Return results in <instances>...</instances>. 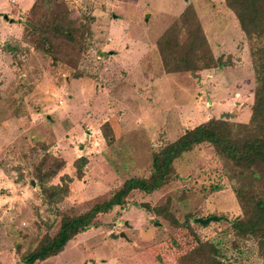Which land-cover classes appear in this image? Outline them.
<instances>
[{
  "label": "rangeland",
  "instance_id": "obj_1",
  "mask_svg": "<svg viewBox=\"0 0 264 264\" xmlns=\"http://www.w3.org/2000/svg\"><path fill=\"white\" fill-rule=\"evenodd\" d=\"M187 5L224 66L164 75L155 43ZM64 10L78 27L73 41L53 31ZM0 14V264H23L45 234L57 232L60 215L86 212L129 178H147L153 153L184 128L207 118L249 119V46L223 0H0ZM80 157L88 160L81 179ZM173 166L163 188L132 192L125 207L99 215L98 227L36 264H179L195 246L190 231L142 207L167 202L179 224L190 215L218 218L190 227L221 243L220 264H264L256 240L233 249L224 234L219 218L241 214V182L213 149L201 145ZM256 173L264 182V169ZM64 184L63 200L49 204L41 186ZM120 233L126 239L112 237Z\"/></svg>",
  "mask_w": 264,
  "mask_h": 264
},
{
  "label": "trees",
  "instance_id": "obj_2",
  "mask_svg": "<svg viewBox=\"0 0 264 264\" xmlns=\"http://www.w3.org/2000/svg\"><path fill=\"white\" fill-rule=\"evenodd\" d=\"M225 6L235 17L237 24L247 40L253 67L254 92L247 122L237 123L223 118H211L190 130H186L175 141L168 143L153 153L151 172L147 178L132 177L126 180L113 195L101 203L94 204L81 214L60 215L57 232L45 234L37 245L25 256L23 264H36L63 252L66 245L77 235L90 228L99 226L97 218L112 212L115 208L125 207L134 191L152 194L163 188L176 175L174 162L185 153L201 145L210 146L215 155L229 167L232 177L240 179L236 197L241 214L233 220L219 218L227 224L224 234L231 235L230 247L236 249L240 242L254 239L260 255L264 252V182L257 175V169H264V0H223ZM195 10L187 5L178 20L171 24L156 40V49L165 74H185L203 70H213L224 66L220 59H214L203 28L196 17ZM80 26V25H79ZM83 26V25H82ZM74 20L67 10L62 12L60 23L53 31L67 41H73L76 32ZM185 39L181 41V35ZM108 124H103V128ZM111 139H108L110 143ZM85 157L74 162L76 176L81 179ZM51 170L46 177L54 175ZM42 176H38L42 180ZM64 178H67L65 176ZM41 192L49 204L61 202L68 192L67 185L41 186ZM175 228L189 230L195 243L193 249L178 258L179 264H220L221 243L204 241L196 235L190 222L202 228L207 225L195 223L197 217L187 216L183 223L169 211V202L150 208ZM205 219V218H202Z\"/></svg>",
  "mask_w": 264,
  "mask_h": 264
},
{
  "label": "water",
  "instance_id": "obj_3",
  "mask_svg": "<svg viewBox=\"0 0 264 264\" xmlns=\"http://www.w3.org/2000/svg\"><path fill=\"white\" fill-rule=\"evenodd\" d=\"M4 19H7V16H4ZM9 22L12 23L13 21H12V20H9ZM217 220H218V218H216V217H208V218H206V219L197 218V219L194 220V222H195V223H198V224H201V225H207V224H209L211 221L215 222V221H217ZM112 237H113V238H118V237H120V238H124V239H126V236H125L124 233H120L119 235H114V234H112Z\"/></svg>",
  "mask_w": 264,
  "mask_h": 264
},
{
  "label": "crops",
  "instance_id": "obj_4",
  "mask_svg": "<svg viewBox=\"0 0 264 264\" xmlns=\"http://www.w3.org/2000/svg\"><path fill=\"white\" fill-rule=\"evenodd\" d=\"M185 9V8H184ZM183 9V10H184ZM182 13V12H181ZM1 15V14H0ZM9 21V20H8ZM10 23V22H9ZM13 24V23H12ZM129 40V39H128ZM156 46V45H155ZM127 49L125 50V52H127L128 53V51H130L131 50V46H127L126 47ZM150 48V47H149ZM155 49H156V47H155ZM156 52H155V54H158L157 53V49L155 50ZM154 52V51H153ZM110 54H112V57L114 58V56H117L119 53L118 52H114V51H112V52H109ZM158 57H159V55H158ZM160 59V58H159ZM162 72H163V68H162ZM163 74L164 75H173V74H165L164 72H163ZM174 75H178V74H174ZM152 82V81H151ZM211 118V117H210ZM209 118H207V120H208ZM215 119H217V118H215ZM206 120V121H207ZM194 127V126H193ZM193 127H191V128H184L183 129V133L186 131V130H190V129H192Z\"/></svg>",
  "mask_w": 264,
  "mask_h": 264
}]
</instances>
